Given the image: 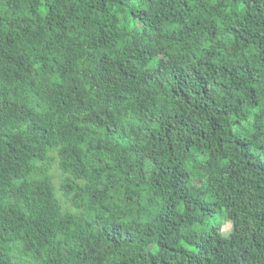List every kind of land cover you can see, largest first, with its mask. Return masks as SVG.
I'll return each mask as SVG.
<instances>
[{
  "label": "trees",
  "instance_id": "trees-1",
  "mask_svg": "<svg viewBox=\"0 0 264 264\" xmlns=\"http://www.w3.org/2000/svg\"><path fill=\"white\" fill-rule=\"evenodd\" d=\"M261 155L264 0H0V264H264Z\"/></svg>",
  "mask_w": 264,
  "mask_h": 264
},
{
  "label": "rangeland",
  "instance_id": "rangeland-1",
  "mask_svg": "<svg viewBox=\"0 0 264 264\" xmlns=\"http://www.w3.org/2000/svg\"><path fill=\"white\" fill-rule=\"evenodd\" d=\"M261 158L264 160V155H261ZM218 221H223V218L221 217V215L219 213H217L215 216H214V219H212V222L211 223H215V222H218ZM203 228H198V231L201 232ZM228 229H229V224H227L224 228V232L227 233L228 232ZM192 250V249H191Z\"/></svg>",
  "mask_w": 264,
  "mask_h": 264
},
{
  "label": "bare ground",
  "instance_id": "bare-ground-1",
  "mask_svg": "<svg viewBox=\"0 0 264 264\" xmlns=\"http://www.w3.org/2000/svg\"><path fill=\"white\" fill-rule=\"evenodd\" d=\"M203 4V3H202ZM66 27V26H65ZM31 31V30H30ZM172 32V31H171ZM168 44V43H167Z\"/></svg>",
  "mask_w": 264,
  "mask_h": 264
}]
</instances>
